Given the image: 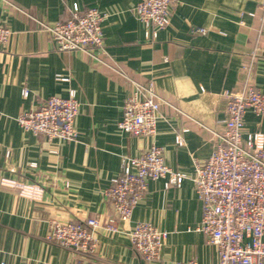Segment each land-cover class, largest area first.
<instances>
[{"label":"crops","instance_id":"1","mask_svg":"<svg viewBox=\"0 0 264 264\" xmlns=\"http://www.w3.org/2000/svg\"><path fill=\"white\" fill-rule=\"evenodd\" d=\"M137 2L0 0V23L11 32L0 50V264H70L71 252L46 240L51 222L113 219L105 192L121 158L151 144L163 150L166 166L185 177L179 186L148 182L132 212L131 224L147 222L167 233L160 259L144 262L122 231H97L95 255L109 264L217 262L216 249L196 231L201 205L192 159H207L218 144L224 92L250 83L264 94V0H177L169 25L155 38H146L135 18ZM74 5L105 17L100 60L55 51L40 26L67 19ZM255 47L260 52L248 82L244 66ZM135 84L171 105L161 107L152 139L117 128ZM69 90L79 103L73 141L49 142L19 127V114ZM256 132L264 134V115L248 111L243 138Z\"/></svg>","mask_w":264,"mask_h":264},{"label":"built area","instance_id":"2","mask_svg":"<svg viewBox=\"0 0 264 264\" xmlns=\"http://www.w3.org/2000/svg\"><path fill=\"white\" fill-rule=\"evenodd\" d=\"M176 3L177 0H138L133 14L143 23L146 38H155L158 31L169 25ZM104 18L97 9L81 12L74 5L67 19L40 26L48 33L55 51H79L100 60ZM204 32L199 30V33ZM10 35V30L0 23V50ZM259 52L255 47L244 66L248 82ZM57 80L67 81L61 76H57ZM22 95L26 97L27 92L23 90ZM223 95L226 98L224 130L217 135L218 144L207 159H192V184L201 205V220L196 231L204 236L207 245L216 249L215 264H264V134L249 133L245 138L242 134L248 111L257 117L264 115V94L249 83ZM165 104L171 107L151 89L135 84L123 104L117 128L133 137L152 139L156 135L160 109ZM78 111L75 91L69 90L66 97H49L37 107L19 114L16 122L24 132L49 142L73 141ZM176 144L183 145L180 136L176 137ZM183 179L184 175L165 165L163 150L151 144L135 157L121 158L120 171L105 192L113 219L52 221L46 240L70 251V264H109L95 255V234L99 230L108 235L122 231L138 257L147 263L156 262L167 233L147 222L131 224L132 212L143 199L148 182L163 180L165 186H179ZM175 264L200 263L190 259Z\"/></svg>","mask_w":264,"mask_h":264}]
</instances>
